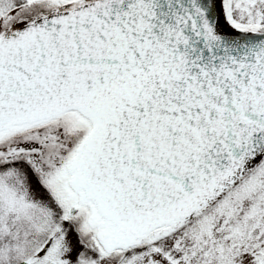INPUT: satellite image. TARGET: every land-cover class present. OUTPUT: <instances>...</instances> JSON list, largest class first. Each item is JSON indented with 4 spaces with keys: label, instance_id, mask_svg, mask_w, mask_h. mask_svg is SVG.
I'll use <instances>...</instances> for the list:
<instances>
[{
    "label": "snow or ice",
    "instance_id": "snow-or-ice-1",
    "mask_svg": "<svg viewBox=\"0 0 264 264\" xmlns=\"http://www.w3.org/2000/svg\"><path fill=\"white\" fill-rule=\"evenodd\" d=\"M0 264H264V0H0Z\"/></svg>",
    "mask_w": 264,
    "mask_h": 264
}]
</instances>
